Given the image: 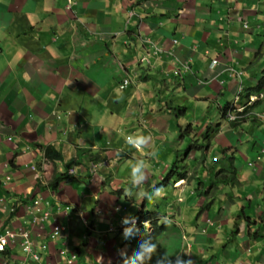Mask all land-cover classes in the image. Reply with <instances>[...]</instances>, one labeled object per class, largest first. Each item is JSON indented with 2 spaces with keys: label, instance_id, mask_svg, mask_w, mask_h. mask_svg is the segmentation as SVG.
Listing matches in <instances>:
<instances>
[{
  "label": "crops",
  "instance_id": "crops-1",
  "mask_svg": "<svg viewBox=\"0 0 264 264\" xmlns=\"http://www.w3.org/2000/svg\"><path fill=\"white\" fill-rule=\"evenodd\" d=\"M71 2L69 10L68 0H0V199L7 197L15 210L11 214L0 209V234L28 219V205L20 199L41 194L54 207L52 222L57 220L66 229L63 234L68 249H77L83 264H109L110 258L106 261L104 255L107 242L105 246L101 239L92 242L93 235L106 233L108 226L91 235L81 218L75 215L66 218L55 209L67 203L85 213L91 210L94 219L102 218L104 204L91 206L97 197L110 202L109 192L86 185L85 175L81 174L79 182L63 187L55 195L45 187L50 181L47 177L37 182L32 167L44 164L48 147L60 152L65 161L75 160L78 155L83 156L84 162L93 155L101 160L110 159L111 169L118 178H114V190L120 189L117 195L125 198L122 207L131 216L146 202L137 199L134 206L130 199L135 192L130 187V167L136 160L144 161L146 180L137 187L148 190L160 182L185 148L193 146L189 143L193 137L201 145L208 143L203 148L206 153L212 150L213 155L223 154V170L234 173L240 184L231 186L223 179L213 194L215 170L197 168L194 152L189 153L186 161L192 166L187 167L195 179L189 177L173 194L178 197L169 206L174 233L166 237L167 227L162 237L159 236L162 249H170L168 259L175 264L176 256L171 257V248L182 245L183 249L187 245L192 250L188 254L192 264L237 263L240 255L233 251L243 249L252 239L262 249L264 239L256 238L244 226L232 237L228 233L234 227V224L230 226V220L235 223L241 213L239 202H251L244 211L250 216L255 201L264 200V121L248 116L237 125L220 124L217 131L211 130L212 127L209 130L211 123H208L216 118L218 108L231 104L236 96L238 80L230 76L227 67L243 72L247 88L258 84V71L264 70V0ZM146 40L159 47L157 58ZM176 40L178 44L173 45ZM171 50L173 53L168 56L166 53ZM148 55L152 65H141L140 59ZM188 57L194 59V74L178 84L168 74L173 76L174 65ZM210 58L218 59L219 66L209 74ZM120 66L136 74L131 86L123 91L119 86L127 73ZM205 75L211 80L198 86L197 78ZM163 89L171 90L172 94ZM186 100L199 103L200 123L190 128L187 134L190 136L182 137L177 142L179 145L171 143L174 150L170 149V153L175 151L176 155L165 163L163 170L159 164L154 166L147 155L141 156L124 144L123 136L129 134L127 128L134 127L136 131L133 129L132 133L147 136L152 148L168 145V136L161 127L174 130L177 137L180 124L176 105L182 106ZM255 109L264 115V97ZM188 114L186 109L184 118ZM131 118L143 129L142 134L136 124H131ZM250 162L259 165L256 171L249 167ZM57 171H62L61 165ZM7 175L13 180L4 185ZM125 189L129 191L126 193ZM207 193L214 195L215 201L198 217L201 208L196 204ZM51 227L47 223L45 230L38 228L33 233L41 242L49 243L50 252H54L62 242H50ZM85 236L90 237L85 241ZM229 238L233 242L224 249ZM211 254L221 258L208 261Z\"/></svg>",
  "mask_w": 264,
  "mask_h": 264
},
{
  "label": "clouds",
  "instance_id": "clouds-1",
  "mask_svg": "<svg viewBox=\"0 0 264 264\" xmlns=\"http://www.w3.org/2000/svg\"><path fill=\"white\" fill-rule=\"evenodd\" d=\"M71 5V0H68L67 9L71 10ZM146 42L150 44L152 50L154 51V55L157 58V56H159L160 54L159 47L156 46L153 41L146 40ZM173 42V45L178 44L177 40ZM172 53L173 50L167 52L166 54L169 56L172 55ZM206 53L207 55L209 54V52ZM171 58L174 57L172 56ZM151 59L152 58L148 55L147 57L140 59V63L141 65L143 63H146V66L152 65ZM210 59L209 72H207L209 74L210 71L214 72L212 70L219 66L218 59ZM193 62L194 59L192 57H188L187 59L182 61L179 60L178 64L174 65L175 68L172 72L173 76H170L169 74L168 76L174 78L178 84H183L186 80L185 77H187V75L194 74L192 66ZM120 68L127 73L119 86L120 90L123 91L131 86L132 79L136 76V74L134 72L130 73V71L126 70L124 66H120ZM227 71L229 72L230 76H234V78L238 80L237 93L231 104H227L223 108H218V114L216 118L212 120V122L216 123V125L211 123V126L208 127L209 130L212 127L211 130L217 131V128H219L220 124L237 125L243 122L244 119H246L248 116H251L256 120L264 121V115L257 113L255 109L256 105L261 102L264 97V90L260 92L255 91L259 84V81L255 87L247 88L244 83V79H242V71H237L232 66L227 67ZM126 79L129 81V83L127 86L122 88L123 83ZM207 80L211 79L207 78L206 75L203 78L198 77L197 85L201 86L206 83ZM176 106V116L180 121L181 117L185 116L186 107H184L183 105L181 106L180 104ZM173 116L175 115L173 114ZM178 128L179 131H182L181 125H178ZM191 128H194V126L192 125ZM208 134L209 131L206 136ZM123 140L125 145H127L130 149H135L136 152L140 153L141 156L147 155L152 160L157 159V152L149 144V138L147 136L127 134L123 136ZM200 143L202 142L195 141L193 146H191L192 149L189 151V153L194 152L193 160L196 161L195 166L197 168L215 170V175L213 174V179L215 180V189L213 193H216V188L219 187L218 183L223 182V179L228 180L231 186L238 183L240 184V182L237 180V176H235L234 173L230 174V172L228 173L226 170H223V167L221 166V163L225 160L223 154H215L212 156V154L210 155V153L204 152L203 156L201 158H198L197 151L204 150V146L207 147L208 145L207 142L204 143V145H201ZM262 146L264 147L263 144ZM262 150L264 151V148H262ZM208 155L210 156V158H212V164L210 167H206ZM82 157L83 156L78 155L75 160L65 161L62 155L61 161L53 162L47 159L45 156L46 159L43 164L44 166H34L32 167V171L35 172L38 176L37 182H42V179H45L46 177L50 180L48 185H46L45 187L49 188L50 190L52 189L53 191H51L55 195H57L56 193L58 191H62L63 187L69 186L73 182L80 180L81 174L85 175V178L87 180V183H85L86 185L92 184L95 187H100L99 189L104 190V192H109L111 194L115 192V195H120V189L114 190L113 182L116 176L111 169L113 166L111 160H101L98 159V156L93 155L88 156L89 159L84 162L82 161ZM185 163L186 161L182 160V158L177 159L175 163L167 168L160 182L156 186H150L148 190H143L137 187L143 185L146 180V165L144 161L142 159L136 160V162L130 167V187L137 189L134 194L135 197L130 199L134 201V206H137V199L140 200V203L142 201L146 203L139 207L136 210L135 214L131 216H127L126 208L121 207L120 205H115L112 208L111 211L115 215H122L118 217V224L115 225L113 223H110L106 231V234H113L114 232L116 233L115 239L110 240L106 243L107 251L106 249L105 251L110 258V261H108L109 264H173V261L168 259V253L170 249H165L166 251L162 249L163 245L159 241V236L161 235L160 238L162 237L164 233L162 231H165L167 225L172 222L173 218L169 214L171 212L169 206H173V202H169V199L164 197L165 193H172L171 191L168 192L167 188H169V186H173V189H175L177 192L178 189H180L185 184V182L188 181L189 177L193 178L192 180L195 179L194 174L192 173L190 168H188L187 166H183V164ZM59 165L62 166V171L60 172L57 171ZM258 166L259 165H257V163H249V167L252 170L255 169L256 171ZM165 167L166 166H164V168ZM171 170H174V172L170 177H168V174ZM179 170H183V173H180ZM63 174L65 175V178H63L62 181H57L58 185L55 187L54 180L59 179ZM12 180L13 178L7 175L5 177L4 185L12 182ZM232 181H234L235 183L232 184ZM199 189L200 188H197L196 191H199ZM128 191V189H125L126 193ZM119 195L117 196L119 197ZM161 195L163 200L161 201L162 205H159L157 204L158 201H155L158 200ZM210 195V193H207V200H204V203L200 210L201 212L198 217H200L202 211L208 210L213 205L215 196L213 195L212 197H209ZM97 198L98 200L96 199V205L105 203L100 197ZM7 199V197L0 199V209L4 212L9 211V213L14 214L15 210L10 206ZM177 200L178 197L175 198V201ZM20 202H25L26 205H28V219L15 229L8 227L1 232L0 237L10 231L15 235V238L7 236L8 239L12 240H10L9 244L4 247L3 251H0V261H5L6 264H83L81 254L77 251V249H68L67 240L63 234L66 230L63 224L58 222L57 220L52 222L54 207L51 205V203H49L41 194H36L35 196H33V194H30L29 197L20 199ZM246 202L251 203L250 201ZM152 203L154 204L152 205ZM239 205L241 213L238 214L235 223L234 221H232V225L234 224V227L233 230L231 228V231L228 233V235L232 237L233 235H235L234 231H237L238 234L240 228L244 226L246 230H250L256 238L262 237L264 239V210L261 211V207L259 205L253 204L254 216H248L244 213L248 204H245V206L242 207L243 203L241 201L239 202ZM162 208H164V210ZM55 209L56 211L62 213L66 218H71L73 215L81 218L87 233L92 235L94 232H96V224L85 219L86 213L83 210L67 203L63 206H57ZM141 212L155 215L159 220L158 223L153 224L151 221L142 220L138 215ZM47 223L52 224L51 231L48 234L50 242H62L60 247L56 248L55 246L56 250L54 252H50L49 243L41 242V239L36 238L33 233L34 229L41 228L42 230H45V225ZM208 224L212 223L208 220ZM156 226H160L158 228V232ZM37 237L39 236L37 235ZM89 237L85 236V241L88 240ZM231 242H233V240L229 238L224 245V249H226L227 244ZM262 246L263 248L260 249L259 244L255 240H249L248 243L243 247V249L233 251V253H237L239 255L243 254L242 259H239L237 263L234 264H264V243H262ZM189 252V246L186 245V248L183 249L182 245L181 248H171L170 255L171 257L176 256V258L174 257L175 264H192V262L189 261ZM242 252H244L245 254ZM220 258V255L211 254L207 258V260H219ZM115 259L116 262L112 263L115 261Z\"/></svg>",
  "mask_w": 264,
  "mask_h": 264
},
{
  "label": "rangeland",
  "instance_id": "rangeland-1",
  "mask_svg": "<svg viewBox=\"0 0 264 264\" xmlns=\"http://www.w3.org/2000/svg\"><path fill=\"white\" fill-rule=\"evenodd\" d=\"M259 73H260V77L262 76V73H263V69H260L259 71H258ZM145 85H148V82L147 83H145ZM164 91H165V93H167V94H169V95H171L172 94V92H171V90H165V89H163ZM225 99H226V101H231V98L230 97H225ZM168 100H170V98L168 99ZM199 105V103L197 102V105H195V103H194V101H191V100H186V102L183 104V106L184 107H186V109L189 111V114H188V116L186 117V118H184V117H181V119H180V121H179V124L182 126V131H180L178 134H177V137H176V135L174 134V130L173 131H170V130H167L165 127L163 128V126L161 127V125L160 124H164V122H165V120L164 121H161L160 122V127H161V130H163L164 131V135H166V136H168V138L166 139V141L167 142H169V144L168 145H165L164 144V146H161V147H158V148H155V151L157 152V159H155V160H152V159H149V161L150 162H152L153 164H154V166H155V164H159V165H161L162 166V170H163V168H164V166L166 165V164H168L170 161H171V159H174L175 158V151L174 152H172V153H170V149H172V150H174V145L173 144H171V143H177L182 137H185V136H190V135H187L188 134V131L190 130V128L192 127V125L194 126V127H197L198 126V123H200L199 122V117H200V113H201V109H200V107L199 108H197V106ZM200 106V105H199ZM212 112H214V109L212 108ZM147 117H149V115L147 116ZM198 119V120H197ZM131 124H134V121H133V119L131 118ZM142 124L144 123L143 121L141 122ZM197 123V124H196ZM210 123H212V124H215L216 125V123H213V122H209L208 124H210ZM136 124V125H135ZM134 125L138 128V130H140L141 131V134H142V131H143V129L141 130L140 129V127L138 126V122H136ZM178 125V124H177ZM133 129L136 131V129L133 127H130V128H127V131L126 132H128L129 134H133L132 132H133ZM206 130H207V127L205 126L204 127V131H205V133H206ZM191 140L189 141V143L191 144V145H193L194 144V142H195V140L193 139V137H191L190 138ZM206 141V140H205ZM178 144V143H177ZM179 145V144H178ZM178 145H177V148H178ZM192 149V147H187V148H185L183 151H182V153H181V158H182V160H185L186 161V159H187V157H188V154H189V151ZM198 152V158H201L202 156H203V154H204V150H198L197 151ZM169 153H170V155H169ZM212 154V150H211V152H210V155ZM212 156H213V154H212ZM220 157V156H219ZM171 158V159H170ZM212 158H210V156L208 155L207 156V162H206V167H210L211 166V164H212V160H211ZM169 160V161H168ZM166 163V164H165ZM183 166H192V164L190 165V163L188 162V161H186V163L185 164H183ZM191 169V168H190ZM155 173H159V171L157 170V169H155V171H154ZM179 172L180 173H183V170H179ZM148 173H150V174H152V172L150 171V170H148ZM132 189V188H131ZM134 190H135V192L137 191L135 188H133ZM167 191L168 192H172V193H165V198H167V199H169V202H174V200H175V198H176V196L174 197V195H173V193L174 192H176V190L175 189H173V186H169V188H167ZM135 192H134V194H135ZM100 194H102V193H100ZM134 194L133 195H131L132 197H135L134 196ZM214 194V193H213ZM129 195V194H128ZM108 196H110V197H112V199H111V201L110 202H108V203H101V204H104V206H105V208L103 209V214H104V216L102 217V218H96V219H94L93 217H92V215H91V210H88V212L86 213V215H85V219H87V220H89L90 222H92V223H95L96 224V226H97V228H96V232H98L100 229H101V227L102 228H106L107 226H109V224L110 223H113V224H118V217H120L122 214H119V215H115L111 210H112V208L115 206V205H117L118 203H117V201L119 202V204L118 205H120L121 207H122V205H123V203L125 202V198L124 197H118L117 195H115V194H111V193H108ZM114 197V198H113ZM209 197H212V195H210ZM207 200V194L206 195H204V196H202L201 198H200V200H199V203L198 204H196L199 208H201L202 207V205H203V202H204V200ZM97 200H98V198H97ZM97 200H96V202L91 206V207H94L96 204H97ZM163 199H162V195L160 196V198L158 199V200H156L155 202H157V204H159V205H162L161 204V201H162ZM154 202V203H155ZM154 203H152V205L154 204ZM245 204H248V203H243V206L242 207H244L245 206ZM255 205H259L260 207H261V211L262 210H264L263 208H264V200L262 199V198H259V200H257V201H255ZM90 209H92V208H90ZM163 210H164V208H162ZM184 213H185V215H184V217L186 218V220H187V218H188V214H187V210L185 209L184 210ZM192 215V214H191ZM230 226H232V220H230ZM167 227H168V229L166 230V232H165V235H166V237H170V235L172 234V233H174V231H173V229H172V227H170V224H168L167 225ZM115 237H116V233L114 232L113 234H106L104 231H101V232H99V234H97V233H95V235H93V240H92V242H94V241H98V239H101V244L103 245V246H105V243L106 242H108V241H110V240H113V239H115ZM249 241V240H248ZM88 243V242H87ZM95 250H94V252H95V256H96V258H97V256H98V246L96 247V248H94ZM124 252V251H123ZM190 253H193L192 252V250L190 251ZM194 254H198L197 253V251H195V253ZM104 255H105V259H106V261L107 260H109V258H108V254L106 253V251L104 252ZM242 257H243V254H241L240 256H239V258L240 259H242ZM93 258V257H92ZM96 259H94L93 258V262L95 261ZM97 263V262H96ZM78 264H80V263H78Z\"/></svg>",
  "mask_w": 264,
  "mask_h": 264
},
{
  "label": "trees",
  "instance_id": "trees-1",
  "mask_svg": "<svg viewBox=\"0 0 264 264\" xmlns=\"http://www.w3.org/2000/svg\"><path fill=\"white\" fill-rule=\"evenodd\" d=\"M264 90V71L262 73V76L261 78L259 79V84L257 86V88L255 89L256 92H260V91H263ZM45 156L47 159L53 161V162H56V161H61L62 160V155L60 152L56 151L55 148L53 147H48L46 149V153H45ZM174 172V170H171L168 174V177H170L172 175V173ZM63 178H65V175L63 174L59 179H55L54 180V186L56 187L58 184H57V181H62ZM167 178V177H166ZM236 181V180H235ZM235 182L232 181V184H234ZM139 217L142 219V220H147V221H151L153 224H157L158 223V218H156L155 215L153 214H149V213H145V212H141L138 214ZM160 227V226H159ZM158 227V228H159ZM234 234H237V231H234ZM264 252V251H263Z\"/></svg>",
  "mask_w": 264,
  "mask_h": 264
},
{
  "label": "built area",
  "instance_id": "built-area-1",
  "mask_svg": "<svg viewBox=\"0 0 264 264\" xmlns=\"http://www.w3.org/2000/svg\"><path fill=\"white\" fill-rule=\"evenodd\" d=\"M128 83L129 81L126 79L123 83L122 88L127 86ZM7 236H10L11 238H15V235L11 233L10 231H8L5 235L1 236L0 237V251H3L4 247L9 244L10 240H12V239H8Z\"/></svg>",
  "mask_w": 264,
  "mask_h": 264
}]
</instances>
